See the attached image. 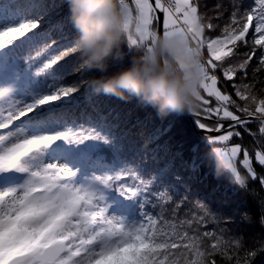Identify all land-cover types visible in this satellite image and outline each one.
<instances>
[{"label":"snow or ice","instance_id":"1","mask_svg":"<svg viewBox=\"0 0 264 264\" xmlns=\"http://www.w3.org/2000/svg\"><path fill=\"white\" fill-rule=\"evenodd\" d=\"M59 7L0 3V264H251L257 250L233 232L235 214L200 199L188 181L201 163L217 169L220 161L237 186L248 190L251 178L264 191L254 166L264 169V0L211 12L199 0H122L135 26L128 48L179 31L203 54L199 107L190 113L205 147L193 145L190 159L147 146L167 128L140 146L106 114L75 113L73 94L89 72L77 70V57L64 60L77 36L67 15L51 19ZM71 72L79 75L69 83ZM244 133L254 151L237 142ZM260 205L264 225V197Z\"/></svg>","mask_w":264,"mask_h":264},{"label":"clouds","instance_id":"2","mask_svg":"<svg viewBox=\"0 0 264 264\" xmlns=\"http://www.w3.org/2000/svg\"><path fill=\"white\" fill-rule=\"evenodd\" d=\"M76 30L77 70L95 71L80 87L91 95L135 99L160 117L194 112L205 79L204 57L185 33H156L147 46L137 44L126 66L108 73V58L135 26L126 18L122 0H67ZM217 170H223L217 161Z\"/></svg>","mask_w":264,"mask_h":264},{"label":"trees","instance_id":"3","mask_svg":"<svg viewBox=\"0 0 264 264\" xmlns=\"http://www.w3.org/2000/svg\"><path fill=\"white\" fill-rule=\"evenodd\" d=\"M2 2L3 0H0V3ZM56 2L60 7L51 13V19L57 20L65 15L69 17L67 0H56ZM232 2L233 0H199L202 9L206 5L209 12L217 4H222L227 11ZM244 2L246 3L247 0H244ZM45 19L48 18L45 17ZM220 22L222 24L224 20L221 19ZM71 28L74 37L77 36L73 25H71ZM219 32L220 29H217L216 33L219 34ZM19 39H22V37ZM132 54L133 50L128 48L126 43L122 44L108 58V73L115 72L126 66ZM77 56V53H70L69 57H65L64 60ZM58 63L62 64L64 61L62 60ZM53 67L56 66L54 65ZM78 75L79 73L71 72L65 77V80L70 83ZM90 75H99V73L92 71L89 72L88 76ZM221 78L223 79L222 75ZM228 90L231 91L230 88ZM258 91L260 95H264V85H260ZM73 96L78 101L75 109L77 115L80 114L81 110L85 114H91L94 117L99 113L106 114L109 120L118 122L122 128L126 129L140 146L144 145V141L148 139L149 133H154L157 127H161L168 130L165 133H161L155 141H149L148 147H152L153 144L161 145L159 149L161 154H163L165 148L170 152L179 149L184 159L191 158L193 145H198L199 150L201 152L204 151L203 137L196 134L183 113H170L167 116L160 117L154 108L141 105L135 99L122 100L114 96L91 95L83 88L74 93ZM93 104L95 105V110L92 107ZM169 124L171 125L170 127H168ZM252 127L255 128L256 125ZM254 139L247 133H244L243 139L237 138V142H241L250 151H254ZM254 166L258 174L264 171L255 162ZM176 168L181 176H188V172L180 165V157L176 159ZM241 171H243L242 168ZM204 174H206V178L202 180L201 176ZM188 183L191 184L193 192L200 199L205 200L213 206L223 202L228 211L235 214V222L231 225L232 230L242 236L247 250H257L256 256L251 259V264H260L264 259V251L259 250L261 247H264V225L259 221L261 215L260 202L261 198L264 197V191H261L262 186L259 182L249 178L248 190L242 189L233 182L227 172L224 170L217 171L214 162L209 160L207 163H201L198 172L195 173V178L188 181ZM253 189L256 195L252 194L251 190ZM245 213L248 219L241 218ZM217 260L219 261L220 258L217 257Z\"/></svg>","mask_w":264,"mask_h":264},{"label":"water","instance_id":"4","mask_svg":"<svg viewBox=\"0 0 264 264\" xmlns=\"http://www.w3.org/2000/svg\"><path fill=\"white\" fill-rule=\"evenodd\" d=\"M185 117L187 118L188 122L191 124L192 128L194 131L201 137H203V130L199 129L198 127L195 126V118L193 117L192 113L185 112L183 113ZM203 119V118H201Z\"/></svg>","mask_w":264,"mask_h":264},{"label":"bare ground","instance_id":"5","mask_svg":"<svg viewBox=\"0 0 264 264\" xmlns=\"http://www.w3.org/2000/svg\"><path fill=\"white\" fill-rule=\"evenodd\" d=\"M205 178H206V174H204V175L201 176V179H202V180H204ZM260 264H264V259L261 261Z\"/></svg>","mask_w":264,"mask_h":264},{"label":"rangeland","instance_id":"6","mask_svg":"<svg viewBox=\"0 0 264 264\" xmlns=\"http://www.w3.org/2000/svg\"><path fill=\"white\" fill-rule=\"evenodd\" d=\"M221 80H223V79L221 78ZM220 85H221V86L224 85V80L220 82ZM165 132H166V131H165ZM165 132H164V133H165ZM196 134H197V133H196ZM197 135H198V134H197Z\"/></svg>","mask_w":264,"mask_h":264}]
</instances>
